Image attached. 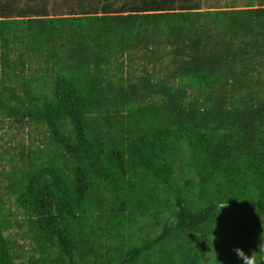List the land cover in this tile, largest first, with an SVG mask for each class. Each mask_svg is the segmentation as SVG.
<instances>
[{
    "label": "trees",
    "instance_id": "16d2710c",
    "mask_svg": "<svg viewBox=\"0 0 264 264\" xmlns=\"http://www.w3.org/2000/svg\"><path fill=\"white\" fill-rule=\"evenodd\" d=\"M31 1L0 0V117L29 131L0 264H264V2Z\"/></svg>",
    "mask_w": 264,
    "mask_h": 264
},
{
    "label": "rangeland",
    "instance_id": "374dc122",
    "mask_svg": "<svg viewBox=\"0 0 264 264\" xmlns=\"http://www.w3.org/2000/svg\"><path fill=\"white\" fill-rule=\"evenodd\" d=\"M9 0H2V2H6ZM36 1V0H35ZM38 1V0H37ZM48 1V8L50 9L51 12L54 13H63L65 11L64 7H65V0H47ZM69 2V0H67ZM200 3V6L202 7L203 10L205 9H213V8H230V7H241L243 5H245L244 3L250 0H197ZM255 3H257L256 5H259L258 2H264V0H253ZM25 2H29V3H35L34 1L31 0H16V5L17 6H21L23 4H25ZM68 4H72V3H68ZM28 129L22 130L21 128H18L12 121H10L9 119L6 118H1L0 117V171H3L4 173H7V169L9 167V162L6 160L1 161L6 153H5V149L4 146H1L4 143L7 142H13L14 139H12V137L15 138H19L22 140H29V136H28ZM31 133V140L35 141L37 139H39L41 137V135L37 132L34 131L33 129L30 130ZM17 143H12V145H16ZM3 182L1 181V176H0V185H2ZM22 232V231H20ZM17 241L19 244H26L25 242H27V240H23L22 238H20L19 236H16ZM19 237V238H18ZM30 246H28L27 248H24L20 250V252L22 254H27Z\"/></svg>",
    "mask_w": 264,
    "mask_h": 264
}]
</instances>
